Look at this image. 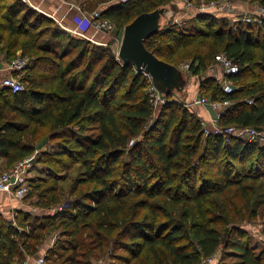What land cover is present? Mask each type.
Returning a JSON list of instances; mask_svg holds the SVG:
<instances>
[{
  "label": "trees",
  "instance_id": "1",
  "mask_svg": "<svg viewBox=\"0 0 264 264\" xmlns=\"http://www.w3.org/2000/svg\"><path fill=\"white\" fill-rule=\"evenodd\" d=\"M109 1H102L100 17L118 31L142 12L177 3ZM4 40V60L17 50L29 59L23 90L0 85V160L9 168L31 156L29 132L45 130L35 162L46 175L29 179L27 194L36 197L34 206L54 213L20 211L14 222L0 215V264L36 257L52 234L47 264H198L222 242L238 258L234 264H264V247L256 250L245 229L231 226L242 214L230 199L239 195L245 212L263 199L264 142L226 140L172 94L154 117L143 73L119 61L110 45L73 37L21 0H0ZM144 43L177 66V58L191 57V75L226 54L238 71L225 77L238 86L224 93L209 80L213 87L203 88L212 90V101L230 102L219 127L264 128V19L232 27L198 13L189 26L172 19ZM221 158L223 164L215 163ZM203 165L214 172L203 175ZM75 169L62 197L60 181Z\"/></svg>",
  "mask_w": 264,
  "mask_h": 264
},
{
  "label": "rangeland",
  "instance_id": "2",
  "mask_svg": "<svg viewBox=\"0 0 264 264\" xmlns=\"http://www.w3.org/2000/svg\"><path fill=\"white\" fill-rule=\"evenodd\" d=\"M103 0H93L85 2V7L89 11H93L95 9L101 10L103 6L105 5ZM115 0L109 1V3L114 2ZM261 0H191L189 1L191 3V6H188L189 3H186L183 0H177V3L175 6H173V12H174V23H176L178 26H186L190 25V21L195 17L198 13H212L216 19H223L226 21L230 26L235 27L239 20H243V18L250 17L249 22H259L261 14H260V8L264 7V4L260 2ZM108 4V3H107ZM207 20V19H206ZM244 21V20H243ZM107 41L106 43L102 44L104 46L110 45V49L113 53H115L118 50L122 30L118 31L116 30V27L112 30H108L106 33ZM7 38L5 37V40ZM5 40L0 44V53L4 56L6 43ZM92 42V41H90ZM93 43V42H92ZM96 44V43H95ZM195 49H200L198 45L195 46ZM187 50V49H186ZM184 50V51H186ZM21 55L20 51L17 50L16 55L14 57ZM22 56V55H21ZM26 59H29L28 55H24ZM24 57V58H25ZM13 58V57H11ZM191 57H181L177 58L176 62L179 64L181 68L184 70H187V67L190 63ZM194 80L196 81L195 88L196 92L193 90L191 94L193 95L192 99L190 100V103L188 104L189 109L196 111L197 109L202 108V106H198L194 103V99H196L199 96H205L209 101H212V90L211 89H204L208 86L210 81L213 80V83L215 85L221 86L222 84V69L220 68L219 64L216 63L215 58L211 61H209L206 68L201 72V74L198 75H192ZM208 78V80H207ZM210 80V81H209ZM210 85L213 87L212 82ZM209 85V86H210ZM238 85L237 83H234V87L236 88ZM190 94V93H189ZM159 106L156 107L154 112V117L158 115ZM211 129V128H208ZM45 130L40 129L38 135H34L31 132H29V137L33 139V143L35 146V150L31 154L34 158V161L32 162L33 165L30 169V179H34L38 176H44L46 175L45 167L42 166V164L35 162L36 161V155L38 154L39 145L37 143H40V139L42 136L44 137ZM32 134V135H31ZM206 137L205 131L202 136V140L204 141V138ZM140 138V137H139ZM40 141V142H39ZM47 147H51L52 149L56 147L55 145L49 146L47 144ZM222 159V158H221ZM211 161V160H210ZM225 159L217 160L215 163H221L223 164ZM239 163L236 162L235 165ZM207 168V169H206ZM203 169H205V173L203 175L209 176L208 171L214 172L215 168L213 166L206 167L203 165ZM264 171V169H263ZM76 169L72 170L69 175L63 179V181H60V188L62 190V197H65L68 193V190L71 186V181L73 177L76 174ZM264 193V192H263ZM214 198V197H212ZM233 203H235L240 210V214L242 216H237L236 219H234V222L231 226L243 228L247 231L249 237V240L251 244L256 248V250H259L261 247H264V197L261 200L260 198H257L256 202H254L253 208L247 209L245 212V207H242L243 201L241 197L235 196L230 198ZM22 203V210H17L16 212H13L10 215V219H5L11 222H14V218L16 219V215L19 214L20 211H28L33 214H42V210L36 206H34V202L36 201V197L30 193L25 195L21 200ZM213 202V201H212ZM36 209H40L41 211H35ZM254 209L257 210V216H250V210ZM46 211V210H43ZM45 214L54 213V209L50 211L44 212ZM213 214V213H212ZM14 216V217H13ZM55 239V234L52 236H46L45 240L43 241V248H48L49 245H52L53 241ZM225 239V237H224ZM46 246V247H45ZM48 246V247H47ZM38 255H44L46 253V250L40 249ZM44 252V253H43ZM36 256V257H37ZM214 260L211 264H234L238 261V258L230 254V250L225 248V243L222 242L219 247L217 248L216 252L214 253Z\"/></svg>",
  "mask_w": 264,
  "mask_h": 264
},
{
  "label": "built area",
  "instance_id": "3",
  "mask_svg": "<svg viewBox=\"0 0 264 264\" xmlns=\"http://www.w3.org/2000/svg\"><path fill=\"white\" fill-rule=\"evenodd\" d=\"M27 2L28 0H21ZM127 1V0H120ZM188 6H191L189 1ZM77 11L80 13L75 17V27L74 29H69L68 32L75 38H85V30L89 27L94 28L97 31L107 33L108 30L114 28V24L100 17V10L95 9L93 11H86L82 9L81 6L76 7ZM260 14L264 19V7L260 8ZM245 21H250V17L243 18ZM90 41V40H89ZM215 61L219 64L222 69V84L221 89L224 93H230L234 89V84L232 81L226 79L225 75L233 74L238 71V66L224 53H217L215 55ZM27 64V59L18 55L10 60H5V69L7 74L2 76L0 79V85L10 89L13 92L21 91L24 89V83L21 81V74ZM145 78L148 82V92L150 94V100L154 108L160 106L164 102V98L160 96L156 88L153 86L150 76L143 72ZM194 103L198 106L210 105L216 112L211 118V130L214 132H221L226 136V140L230 137H239L248 141L264 142V128H255L250 126L236 127L228 126L221 128L218 125V119L220 112L230 104L228 100H215L209 101L205 96H199L194 99ZM207 128V127H206ZM208 129V128H207ZM33 156H27L20 159L14 163L11 167L4 169L0 172V191L7 192L11 194L17 200H21L28 192L29 189V179H30V169L33 165ZM28 258V257H27ZM23 262V264H28V259ZM214 260V256L203 258L198 264H211ZM31 264H47L44 255H39L33 259Z\"/></svg>",
  "mask_w": 264,
  "mask_h": 264
},
{
  "label": "water",
  "instance_id": "4",
  "mask_svg": "<svg viewBox=\"0 0 264 264\" xmlns=\"http://www.w3.org/2000/svg\"><path fill=\"white\" fill-rule=\"evenodd\" d=\"M174 15L173 5L168 3L135 16L122 29L116 57L123 64H132L137 72L147 73L161 97L172 94L188 105L193 76L180 66L158 58L144 43L168 25Z\"/></svg>",
  "mask_w": 264,
  "mask_h": 264
},
{
  "label": "crops",
  "instance_id": "5",
  "mask_svg": "<svg viewBox=\"0 0 264 264\" xmlns=\"http://www.w3.org/2000/svg\"><path fill=\"white\" fill-rule=\"evenodd\" d=\"M87 0H28L25 2L29 7L40 12L41 14L51 18L54 20L61 28L68 31L69 29H74L75 27V17L80 13L77 11V6H82V2H86ZM85 36L96 44H104L107 41V34L105 32L97 31L92 27H89L85 30ZM7 74V70L5 69V60L3 55L0 53V79L2 76ZM196 81L193 78V83L190 86L189 96L192 99L193 95L191 92L194 90L196 92V88L194 87ZM197 115L203 120V124L207 128H211V118L215 115V110L210 105H205L200 109L195 111ZM5 168L4 158L0 160V172ZM17 210H22V203L20 200L14 198L11 194L0 191V215L5 219H10V215ZM35 210V209H34ZM37 211H41L40 209H36ZM35 210V211H36ZM42 214H45V211H41ZM41 214V213H40ZM14 217V216H13ZM44 247V245H42ZM50 246V245H49ZM44 251L47 248H43ZM46 247V246H45ZM48 247V246H47ZM41 251V250H40ZM44 253V252H43ZM35 257H28V264H31Z\"/></svg>",
  "mask_w": 264,
  "mask_h": 264
}]
</instances>
